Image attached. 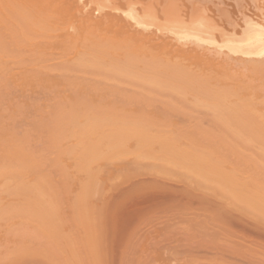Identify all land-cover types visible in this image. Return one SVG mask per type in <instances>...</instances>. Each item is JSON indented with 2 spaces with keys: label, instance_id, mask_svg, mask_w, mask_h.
Wrapping results in <instances>:
<instances>
[{
  "label": "bare ground",
  "instance_id": "obj_1",
  "mask_svg": "<svg viewBox=\"0 0 264 264\" xmlns=\"http://www.w3.org/2000/svg\"><path fill=\"white\" fill-rule=\"evenodd\" d=\"M82 1L0 0V140L3 138L0 142V220L7 222L6 226L0 221V227L4 229L5 225L7 237L18 239L17 242L13 240L17 246L15 249L11 246L13 251L9 245V252L2 249L0 262L6 259L2 264H11L14 257L15 264V260H23L28 254L29 258L33 254L34 258H42L39 255L43 253L46 264H50L48 261L54 264L57 262L54 257L60 260L63 256L68 264H79L77 257L75 262L72 261L71 251L68 260L66 251L61 257L56 248L58 245L62 251L63 246L72 244L70 237L76 236L71 232L68 237L63 232L69 239H61L58 228L64 229L69 219L64 215L62 227L63 215L59 213L64 212V208L62 211L59 206L64 198L70 199L69 205L77 199L78 206L74 201L72 204L78 215L81 212L79 217L87 214L93 208L90 203L98 202L89 199L93 197L89 193L99 188L98 174L101 181L110 172H106L110 165L101 160L111 157L105 160L111 162L113 158L117 162L121 157L127 159V164L117 162V165L113 161L114 169L120 172L126 168V173L123 174L125 170L120 172L122 177L118 173L120 180L116 174L117 182L112 181L110 187L105 182L102 194L105 199L102 201L101 198L98 203L101 207L100 202H104L105 208H101L105 211L101 214L105 213V217L98 215L101 208L97 204L98 209L95 206L94 210L98 211L97 217L104 218L103 222L109 218L107 222L112 226L120 225L117 226L119 230L115 227L112 232L117 234L119 231V236L122 233L129 241L136 240L134 247L132 243L133 252L139 250L142 256L150 248L156 247L154 250L157 251L161 237L159 229L154 227L143 233L140 228L163 220L167 224L166 232L173 230V237L177 232L178 238L174 240L180 243L185 239L187 244L184 246L176 241L175 250L167 252L168 255L167 247L164 248L162 258L165 256V262L174 255L173 259L185 264L179 255L189 249L190 257L184 256L191 260L185 261L186 264H264V0L260 3L252 0L253 4L235 0L237 6H233L232 0H219L226 6L223 10L226 16L230 17L234 7L241 13L235 20L233 12L234 20L231 21H227L230 18L221 21L217 14L216 18L215 9L204 5L203 0H105L106 3L101 0L104 4L97 8H91L89 3L88 7L85 3L88 0ZM17 90L19 94H16ZM34 92L42 93H38L37 102L46 94L42 104L29 102V96L33 97ZM2 98L10 99L8 106L3 104ZM20 101L25 108L39 109L38 115L43 114L42 109L45 111L46 121H42L45 139L41 145L50 149L45 148V155L47 151L52 152V157L56 156L54 160L50 155L51 159L45 155L44 158L43 153L40 156L43 147H39L40 150L37 147L41 141L36 148L28 143L36 133L35 128L34 133L29 129L31 122L25 128L29 131L19 129L20 134L14 130L15 121L14 126L3 124L2 119L8 117H4L7 107L11 113L24 109ZM21 114H17L19 119ZM33 115L29 114L34 121ZM8 119L11 123L12 118ZM33 147L35 153L31 152ZM242 149L246 150L247 157L241 155L244 154ZM63 154H73L71 158L75 162L68 157L70 164L65 163ZM128 155L133 156L129 161ZM187 158L194 159L198 166H194V161L189 163ZM41 159L52 160L56 165L54 172L61 176L56 182L51 175L52 163L47 167L49 163L42 162L45 171L40 167ZM62 161L74 174L71 185L70 172L62 166ZM71 162L73 167H70ZM98 165L104 166V172H99L101 167L98 169ZM74 167L82 170L81 173L86 172L87 175L82 176L87 179L80 181L81 174L76 172L77 178ZM48 169L50 181L46 175ZM209 171L219 173V185L214 174V177L211 173L204 176ZM101 173H104L102 177ZM66 174L70 175L69 180ZM28 175L31 181L26 179ZM60 178V182L65 183H59ZM74 183L78 184L75 189L80 186L79 197L76 198L75 193L71 200L63 193L62 198L60 192L68 189V194L70 186H76ZM64 184L67 185L65 189ZM3 194L7 196L4 201ZM8 196L10 200H7ZM65 203V209L74 211L72 205L67 208L68 202ZM82 203L86 205L82 206ZM75 214H72V220L74 216L78 217ZM15 219L19 221L17 226L12 225ZM193 228L199 235L191 231ZM170 233L167 235L174 241ZM152 234H159L160 237H153L159 240L151 243ZM40 237L48 242L41 241L40 246L37 244ZM93 237L92 242L96 239ZM30 239L34 240V246ZM91 241L88 246L93 248L97 239L92 245ZM78 246L82 252L84 249ZM204 246L215 251V255L197 263V252H194ZM69 247L64 248L67 251L76 249L75 253L79 251ZM95 247L91 249L94 254L90 252L91 264L94 259L98 264L100 262ZM181 249L184 251L180 252ZM130 252L132 255L131 249ZM224 254L235 257L238 262H228ZM80 259L84 261V258ZM61 262L57 263H64Z\"/></svg>",
  "mask_w": 264,
  "mask_h": 264
},
{
  "label": "rangeland",
  "instance_id": "obj_2",
  "mask_svg": "<svg viewBox=\"0 0 264 264\" xmlns=\"http://www.w3.org/2000/svg\"><path fill=\"white\" fill-rule=\"evenodd\" d=\"M84 1V0H83ZM82 1V2H83ZM89 2H87V1H85V3L86 4H90L91 5V8H97V7H100L101 5H103L104 3H106V1L104 0V3H101V0L99 1V0H88ZM93 1H94V4H92L93 3ZM96 1V2H95ZM203 1H205L204 2V5L206 4V6L207 7H210L212 10H214L216 13H214L215 14V17L217 18V16L218 17H220L221 18V21H224L226 18H230V19H227V21L228 20H230L231 21V19L232 20H236V17H238V15H240L241 13L240 12H238V11H235L236 10V7H234V9L235 10H233L231 13H230V17H229V15L228 16H226V14H224V12H223V10H224V7H226L225 5H223L222 6V4L223 3H221L220 4V1L218 0H208V2H206L207 0H203ZM210 1H211V3H210ZM215 1H216V4H215ZM222 1V0H221ZM241 1H242V3H250V4H253V1H256L255 3H260L261 2V0H239V2L241 3ZM92 2V3H91ZM219 2V3H218ZM233 2V6H237V3L235 2V0H232L231 1V3ZM237 2H238V0H237ZM238 2V3H239ZM95 3H96V5H95ZM208 3V4H207ZM218 3V4H217ZM241 3V4H242ZM87 5L88 7L90 6V5ZM99 4V5H98ZM225 4V3H224ZM216 5H217V8H216ZM219 5V6H218ZM239 5V4H238ZM228 7L230 6V5H227ZM233 6L231 7V10H232V8H233ZM219 7H220V10H219ZM91 8H89V9H91ZM214 8V9H213ZM228 8H226V10H227ZM229 9H230V7H229ZM218 10V11H217ZM233 12H234V14H235V18L233 19V16H234V14H233ZM216 14H217V16H216ZM231 15H232V17H231ZM222 16V17H221ZM240 17H241V15H240ZM226 21V20H225ZM221 24V23H220ZM246 59H247V57H245ZM41 91V90H40ZM15 93H16V91H14ZM18 92H20L19 90H17V93L16 94H19ZM21 92H23V91H21ZM42 93H46V92H43V91H41ZM41 92H34V94H31V95H34L33 97L32 96H29V102L30 101H32L31 103L33 104H42V100L44 99V98H46L47 96H46V94H45V96L43 95V96H41V99H42V97H43V99L42 100H40V102H37V101H39V98H40V95H42V93ZM30 92H28V94H29ZM38 93H40V95L38 94ZM24 95H27V93H25ZM37 96V97H36ZM39 96V97H38ZM3 98H8V97H3ZM2 98V100H4V102H3V104H6L7 105V102L9 103V101H10V99L9 100H6V99H3ZM34 98V99H33ZM36 98V99H35ZM38 98V99H37ZM19 101V100H18ZM21 102V104L23 103V101H20ZM29 102H28V104H29ZM44 102H45V100H44ZM30 103V104H31ZM46 103V102H45ZM24 104V103H23ZM23 104H22V107H24V109H19L18 110V113H17V109H16V111L14 110L12 113H11V111H8L7 109H8V107H7V109H6V107H5V109H6V112H5V118L8 116L9 117V119H8V117L6 118V119H8V121L9 120H11V118H12V122L11 123H9V122H7V120L6 119H2L3 121L2 122H4L3 124L5 125V124H7V125H12L13 124V126L15 125V122H16V125L14 126V130H15V132H17V130H18V134H20V132L21 131H23V130H26L25 128L26 127H29V126H27L28 124H30L29 122H31V124H30V127H29V129L32 131V133H34L35 132V129H36V133H34V136L33 137H31V138H29V141H30V139H31V141L30 142H28V143H30L31 145L30 146H34L35 148L38 146V144H39V142H40V146H38L37 148H38V150H40L39 149V147L41 148V147H43L42 148V150H40V156L42 155V153H43V157H44V155H45V152H44V150H45V148H47L46 147V145H45V148H44V145L42 146L41 145V143L43 144V142H42V139L44 140L45 139V135H44V133H43V129H42V125H43V122H45L46 120H45V115H44V113H45V111L43 112V109H42V113L43 114H41V113H39V115L37 114L38 113V111H40L39 109H38V111H37V109H35L34 111H36V112H34L33 111V106H30V107H27L26 106V108H25V106H23ZM19 105V104H18ZM190 105V104H189ZM192 105V104H191ZM190 105V106H191ZM202 105V104H201ZM8 106V105H7ZM31 107H32V109H31ZM192 107V106H191ZM188 108V107H187ZM202 108V107H201ZM13 109V108H12ZM27 110V111H26ZM30 110V111H29ZM31 110H32V112H31ZM21 111V112H20ZM46 111H47V109H46ZM11 113V117H10V113H9V115H6V113ZM31 112V113H30ZM4 113V112H3ZM20 113H23V114H21V117H23V118H21L20 117V119H19V116H17V114H20ZM25 114V115H24ZM29 114L31 115V114H34L33 115V117H34V119L36 120L37 118H40V120L38 119V122H37V120L34 122L33 121V119H32V116H31V118H30V116H29ZM37 115V117H36V115ZM40 114H41V117H39L40 116ZM23 115V116H22ZM29 117H28V116ZM42 115H43V117H42ZM13 116V117H12ZM15 117V118H14ZM27 117V118H26ZM36 117V118H35ZM27 119H29V121H27ZM32 119V120H31ZM4 120H6V122L4 121ZM45 120V121H44ZM15 121V122H14ZM17 121H20V122H18V124H17ZM23 121V122H22ZM26 121V122H25ZM43 121V122H42ZM40 122V124H41V126H37V124ZM42 122V123H41ZM20 123V124H19ZM0 124L2 125V123L0 122ZM24 124H26L25 126H23ZM34 124V125H33ZM40 124H38V125H40ZM16 126H17V128H16ZM21 126V127H20ZM35 126V127H34ZM2 127V126H1ZM20 127V128H19ZM23 127V128H22ZM32 127H33V129H32ZM19 129H21V131L19 132ZM29 129H27L26 131H29ZM41 129V130H40ZM38 130V131H37ZM40 133V135H39V133ZM42 133H43V135H42ZM17 134V133H16ZM17 134V135H18ZM31 134V133H30ZM35 134H36V136H35ZM37 135H39V136H37ZM7 137H8V135H7ZM6 138V137H5ZM36 138V139H35ZM5 140V139H4ZM33 140V141H32ZM2 141H3V138H2ZM2 141L0 140V142L2 143ZM36 141V142H35ZM0 143V144H1ZM25 144H27V142L25 143ZM24 144V146L27 148V149H30V147H27L26 145ZM69 144V143H68ZM129 144H131L132 145V142H130ZM28 145V144H27ZM183 145H186V144H183ZM34 147L32 148V150H31V152L33 151L34 152ZM217 148H219V147H217ZM48 150H50L49 148H47ZM131 149V148H130ZM216 149V148H215ZM220 149H221V146H220ZM2 150V149H1ZM0 150V152H2ZM222 150V149H221ZM42 151V152H41ZM46 151V150H45ZM216 151V150H215ZM244 151H246L245 149H242V152L244 153ZM35 152H36V150H35ZM34 152V153H35ZM218 152H221L220 150H218ZM250 151H248L247 150V153H249ZM38 153H39V151H38ZM47 154L45 155L46 156V158L47 157H49V155L52 157V155H53V153L51 152V153H49V151H47L46 152ZM49 153V154H48ZM216 153H217V151H216ZM246 153V152H245ZM241 154V155H244V156H246L247 157V155L246 154ZM33 155V154H32ZM54 155H55V152H54ZM63 155H65L64 156V158H66V160L63 158V161L66 163L67 162V164H68V162L69 161H71L68 157H72L71 155H73V154H70V156H68V154L66 155V154H63ZM122 154H119V156H121ZM126 155V154H125ZM124 155V158L127 156H125ZM130 155V154H129ZM128 155V161H129V157H130V159H131V156H129ZM135 155V154H134ZM176 156H179V154H175ZM185 155H187V154H185ZM184 155V156H185ZM221 155H224V154H221ZM226 155V154H225ZM233 155H235V154H233ZM238 155H240V154H238ZM237 155V156H238ZM249 155V154H248ZM35 156H37L36 154H35ZM118 156V157H119ZM188 156H189V154H188ZM226 156H230L231 157V155H226ZM51 157H49V159H51ZM235 157V156H234ZM233 157V158H234ZM249 157V156H248ZM41 158V157H40ZM45 158V157H44ZM56 158V156H53L52 157V160H54ZM111 157H107V158H103V161L101 160V163H104V164H108V165H110V167L109 168H106V172H109L108 174H111V175H108V174H106V176L105 177H103L104 179V181L103 180H101L100 181V173L98 174V176H97V180L99 181L97 184L99 185V188H100V190L101 191H99L98 189V191L97 190H95L96 188V185H95V183H94V192L96 193V196H99L100 197V199H99V197L98 198H96V196L94 195V192H92V193H89V196L90 195H93V197L91 198V197H89V199H94V200H97L98 202H94L93 200H92V202H94V205L93 204H91L90 203V205H92L93 206V208L91 209L92 211L94 210V207L96 206L95 204H97V206H98V208L100 209L102 206L105 208V206L104 205H102L104 202H100V204H101V207H100V205L98 204L99 203V201H101V198H103L102 197V194H103V192H104V189H105V187H104V184H105V182L106 183H108L109 184V187H110V185L115 181V180H117V177H118V180H120L121 178H119L120 177V172H122V171H124L125 169H120V172H119V169H118V171L116 172V170L114 169L115 168V165L117 164V162H119V164L122 162V164H127V162L125 163V160L127 161V159L125 158V160L124 159H121V157L118 159L117 157H116V159H118L117 160V162L112 158V160L114 161V162H116V164L113 162V161H106L107 159H110ZM132 158H133V156H132ZM232 158V157H231ZM48 159V158H47ZM47 159H46V162L47 163H49L48 165H47V167H49V165L51 164V166L53 165V162H52V160H51V162H50V160L49 161H47ZM72 159V158H71ZM106 159V160H105ZM188 159V158H187ZM190 159V158H189ZM188 159V160H189ZM121 160V161H120ZM123 160H124V162H123ZM188 160H187V163H188ZM63 161L61 162V164H62V166H65V170L68 172H70V175H71V177H70V185H71V183H72V180H73V178L72 177H74V174L72 173V171H71V168L68 170L67 169V166H66V164L65 163H63ZM74 160L72 159V162H73ZM99 162H100V160H98ZM131 161H135V160H131ZM191 161L193 162L194 161V159L192 160L191 159ZM190 160H189V163H192ZM42 162H43V164L45 163V164H47L46 162H45V160L43 159V161H42V159H41V164H42ZM71 162V163H72ZM75 162V161H74ZM73 162V163H74ZM107 162V163H106ZM114 163V166H112V164ZM185 162H186V159H185ZM73 163H72V166L70 165V167H73ZM96 163V162H95ZM110 163V164H109ZM193 163H196V164H194V166H198V162H193ZM43 164H42V166H43ZM69 164H70V162H69ZM92 164V163H91ZM94 165V164H93ZM100 165V164H99ZM97 166V168L99 169L100 167H101V169L99 170V172L100 171H103L102 169L104 168V166ZM118 165V164H117ZM131 165L133 166V163H131ZM40 166L41 168H44L45 169V167L43 166ZM46 166V165H45ZM54 166H56V165H53V174H51V175H53V182L55 181L56 182V179L58 180V177L60 176V174L59 173H57V172H54ZM129 166H130V163H129ZM191 166H193V165H191ZM91 167L93 168V166L91 165ZM131 167V166H130ZM200 167V166H199ZM199 167H196V169L197 168H199ZM40 168V169H41ZM95 168H96V166H95ZM94 168V169H95ZM112 168H113V170H112ZM110 169V170H109ZM47 169H45V171H46ZM74 170H75V176H76V172H78L79 174H81V176L80 177H82L81 179L79 178V180L80 181H83V180H85V179H87V177L85 178V177H83L84 175L86 176L87 174H86V172H80V171H82V170H77V168L75 169V167H74ZM111 170H112V172H111ZM43 171V173H45L44 172V170H42ZM115 173H114V172ZM213 171V170H212ZM212 171H209L208 173H206V175H204V176H210L209 174L211 173L212 175L211 176H213V174H214V172H215V170H214V172H212ZM51 172V171H50ZM104 172V171H103ZM127 172H128V169H127ZM217 172H219L218 170H217ZM48 173H49V169H48V172H46V175H47V177H48V179H49V175H48ZM118 173L120 174L119 176H118ZM125 173H126V170L123 172V174L125 175ZM56 174V175H55ZM67 174H69V173H67ZM66 174V178L68 177V180H69V176ZM103 174L104 173H101V177L103 176ZM117 174V175H116ZM208 174V175H207ZM30 175V174H29ZM29 175L28 176H26V179L27 180H30V178L31 177H29ZM78 175V174H77ZM83 175V176H82ZM117 177H116V176ZM124 175H123V177H124ZM203 175V174H202ZM56 176V177H55ZM79 176V175H78ZM214 176H216L217 177V180H218V185L221 183V181H220V183H219V179H218V177L219 178H221L220 176H219V173H217V175H216V173L214 174ZM213 176V177H214ZM27 177H29V179L27 178ZM61 177V176H60ZM77 177V176H76ZM115 177H116V179H115ZM121 177H122V175H121ZM32 178H33V175H32ZM78 178V177H77ZM109 178V179H108ZM113 178V179H112ZM112 179V180H111ZM51 180H52V178H51ZM60 180H61V178L59 179V183H61L60 182ZM67 179H66V184H67V181H68ZM75 180V179H74ZM108 180V181H107ZM31 181V180H30ZM49 181H50V179H49ZM62 181V180H61ZM78 182V183H81V182ZM113 181V182H112ZM76 182H77V179H76ZM104 182V183H103ZM112 182V183H111ZM115 182H117V181H115ZM114 182V183H115ZM58 183V182H57ZM63 183H65V181H63L61 184H63ZM101 183H103V187H102V189H101ZM54 183H52V185H53ZM66 184H64V185H66ZM75 185H76V183H74ZM74 184H72V185H74ZM64 185H62V187L64 186ZM97 185V186H98ZM113 185V184H112ZM204 185V184H203ZM215 185V184H214ZM214 185L212 186V185H209V186H211V187H214ZM56 186V185H55ZM57 186H58V184H57ZM57 186H56V188H57ZM61 186V185H60ZM69 186V185H68ZM78 186V184L73 188L72 186H70V188H72L71 190H70V188H69V192H68V194H67V191H68V189H65V187L67 188V185L66 186H64V189H65V191L63 192L62 191V193L60 192V194H61V197L62 198H64V197H67V199L68 198H71V200H72V198H73V195L75 194L76 195V198L77 197H79V195H80V193H81V189L79 190V191H77L79 188H80V186H79V188H77V189H75L76 187ZM204 186H207V185H204ZM217 186V185H216ZM221 186V185H220ZM53 187V186H52ZM106 187H107V185H106ZM218 187V186H217ZM215 189H216V187H214ZM220 187H218V189H219ZM60 189V188H59ZM63 189V188H62ZM93 189V188H92ZM213 189V188H212ZM221 189V188H220ZM219 189V190H220ZM54 190H55V188H54ZM218 190V193H221L220 191ZM216 191V190H215ZM63 193H64V197H63ZM65 193H66V195L67 196H65ZM78 193H79V195H78ZM57 194V193H56ZM60 194H59V196H60ZM5 194H3L2 196H3V201H4V198L5 197H7L6 195L4 196ZM2 196H1V198H2ZM70 196H72V197H70ZM220 196V195H219ZM56 197H57V195H56ZM221 197V196H220ZM58 199V198H57ZM104 199L105 198H103L102 199V201H104ZM7 200H10L9 199V196H8V198H7ZM7 200H5V201H7ZM12 200V199H11ZM63 200H64V202H68V206H67V208H69L71 205V207H73L74 208V211H72L73 209L71 208V211L69 212V209L67 210V209H65V205H67V203H65L64 204V202H63ZM66 200V198H64V199H62V204H64L63 206H62V204H60L61 206H59L60 208H62V211H63V208H64V212H61V213H59V215H63V220H64V215H66V219L68 218L69 220H66V222H67V224L65 223V220H64V222L60 219V221L61 222H63L62 224H61V226L62 227H64V223H65V227H67V229L64 227V229L62 228H58V230H59V235L61 234V239H63L64 241H65V239L68 241V239H67V235H68V237H70L69 236V234L71 233V232H73V233H75V235L76 236H73V238H72V236L70 237V240H72L73 239V242H72V244H71V242H70V244L71 245H68L67 244V246L65 245V246H63V249H62V251L61 250H59V246L58 245H56V248L58 247V253L60 254V256L62 255L63 256V254H64V252H65V255L67 254L68 255V260H70L69 259V254L71 255V252H72V256L73 257H71V259H72V261H74L75 262V259L74 258H76V260L77 261H81V257H82V259L84 258V261L82 262L81 261V263H80V261H79V264H83V263H85V264H91V257H92V254H90V252H93V254H94V251H91V249L92 250H94V247H95V250L97 251H95L96 252V254H97V258H99L100 259V262H99V264H124V263H126V264H129L130 263V261H131V263L132 264H134V263H136V264H153V263H155L156 262V264H182V263H180L181 261H177V260H175V259H173L174 258V255H172V257L170 258V261H168V257L166 258L167 260H166V262H165V256H164V258H162L163 257V255H162V250H164L165 251V249H166V247H167V249H166V253L168 252V253H170L169 251L170 250H173V248H174V250H175V247L173 246L174 245V243H176V241H178V240H174V239H176V238H178V233L177 232H175L176 234H175V237H173L172 235H173V230L171 231V233H170V231H168V233H170L171 234V236H172V238L171 239H173L174 241H171L170 239H169V235H167L168 233L166 232V230H167V227H166V222L164 223L163 222V220H162V223H159V222H156V221H154V222H152L151 224H146V225H144V226H141L142 228H140L142 231H140V232H143V233H145L146 231H152V229L155 227V229L158 231V229H159V232H160V236L162 237V236H164L163 238H164V240L160 237V236H158L157 234V236L158 237H160V240H159V238L158 239H155V240H159V247H157V251H155L154 249H156V247L155 248H153V250L150 248L149 250H148V253L147 254H144V252H143V254H144V256H143V254H142V256L139 254V250H138V253L137 252H133V247L135 246L134 245V242H135V244H136V240H132V239H130V241L128 240V238L127 237H125V236H122L123 234L122 233H120V236H119V229L117 228V226L119 227L120 225H117V224H115V225H113L112 226V224H111V222H107L108 220H109V218H107V216H106V218H107V221H102V220H104V218L102 219V218H100L101 216H102V214L104 215V216H102V217H105V213H102L101 214V212L102 211H105V209L104 210H102L103 208H101V210H100V213H98V215L100 216H98L97 217V212L98 211H96L98 208H97V206L95 207V209L96 210H94L93 212L91 211H88L89 212V214H88V212H87V214H86V209L87 208H84L83 210H85L84 212V215H82V217L83 216H85V217H83V218H85V219H83L81 216L79 217V215H81L80 213V211H79V215H78V211H77V209L73 206V204H74V202H75V204H76V207L78 206V204H77V202H76V200L74 201V200H72L71 201V204L69 205V202H70V199H69V201H65ZM86 200L88 201V198H86ZM61 201V200H60ZM74 201V202H73ZM72 202H73V204H72ZM86 201H84V203H85ZM7 203V202H6ZM9 203V202H8ZM59 203L60 202H58V205H59ZM79 203H81V202H79ZM84 203H82V206H85L86 204H84ZM89 205V206H90ZM79 206H80V204H79ZM82 206H80L81 207V209H82ZM92 206H90V207H92ZM58 206H57V208H58V210L60 209ZM89 207V208H90ZM76 209V210H75ZM78 210H79V208H78ZM72 212V214L74 215L75 214V212H76V214L75 215H77L78 217H76V216H74L73 217V220L75 219V218H77V220H76V223H75V220H74V222H73V220H72V214L70 215V213ZM95 212V213H94ZM90 215V216H89ZM88 216V217H87ZM79 218V219H78ZM80 218H81V220H80ZM106 218H105V220H106ZM1 221V225H3V223L5 224L6 223V226H7V222L6 221H4V220H0ZM68 221H69V223H68ZM81 221H83V222H81ZM160 221V220H159ZM177 221V220H176ZM17 222H19L18 221V219H17V221H16V219H15V221L12 223V225H15V226H17L18 224H17ZM91 222H92V224H91ZM108 223V224H107ZM83 226H82V225ZM111 225V226H110ZM6 226L4 225L3 227H4V229H6ZM60 226V225H59ZM111 227V228H110ZM112 227H113V229H112ZM115 227L118 229H116L118 232H117V234H115L116 233V231L115 232H112V230H115ZM158 229H157V228ZM3 228H1L0 227V252H2V249L3 250H5V248H6V251L5 252H7L8 251V245H9V247H13V249H15V247H17V246H15L14 244H16L15 242H17V240L18 239H13V240H15V242L8 236L7 237V234H5L4 232H5V230H4ZM2 230V231H1ZM65 230V231H64ZM68 230V231H67ZM71 230V231H70ZM196 228H193L191 231L194 233L195 232V235H197L198 233L196 232ZM60 231H62V233H60ZM108 231H110L111 233H109ZM2 232V233H1ZM67 233V235H65L66 236V238H65V236H64V233ZM140 232H139V235H140ZM166 232V233H165ZM4 233V234H3ZM69 233V234H68ZM92 233L94 234V237H93V235H92ZM142 233V234H143ZM193 233L191 234V235H193ZM4 235V237H3V235ZM63 234V235H62ZM155 234H152L151 236H152V238L153 237H155V238H157V236H156ZM165 235H167L168 236V238H167V236H165ZM180 236H181V233L179 234ZM199 235V234H198ZM64 236V237H63ZM7 237V239L9 240V242L7 243L6 241H7V239H6V241H5V238ZM74 237H77L76 238V243H75V240H74ZM84 237V238H83ZM92 237H93V239L96 237V239H97V243H94L95 241H96V239H94L93 240V242L91 241L92 240ZM13 238V237H12ZM26 238V237H25ZM23 239V245H24V243L26 242L25 240L27 239V241H28V237L26 238V239ZM89 239V241H91V245H92V247L93 248H91V247H89L88 245H90L89 243V241H88V239ZM132 238V237H131ZM135 238V237H134ZM151 238V243H152V241L153 242H156L155 240H154V238L152 239ZM43 239V240H42ZM60 239V240H61ZM78 239V240H77ZM137 239V238H136ZM168 239V240H167ZM252 239V238H251ZM47 239H45V238H41L40 237V240H38V242H37V244L40 242L41 243V241L43 242H48V241H46ZM162 240V241H161ZM254 240V239H253ZM66 241V242H67ZM77 241H79L80 243L78 244V242ZM87 241H88V243H87ZM132 241V242H131ZM12 242H14V243H12ZM30 242H32L33 243V246H34V240L32 241V239H30ZM125 242V243H124ZM20 243V242H19ZM18 243V244H19ZM40 243H39V245H40ZM61 243H62V241H61ZM132 243H133V247H132ZM162 243V244H161ZM178 244H181V245H184V244H186V241H185V239L183 240L182 239V241L180 240V243H179V241L177 242ZM176 243V244H177ZM263 243H264V241H263ZM4 244H5V246H4ZM6 244H7V247H6ZM65 244V243H64ZM76 244H77V246H76ZM3 245V246H2ZM14 245V246H13ZM26 245H27V243H26ZM25 245V246H26ZM30 245V244H29ZM32 245V244H31ZM75 245V246H74ZM78 245H80V247L81 248H83L84 250H82V252H81V250L79 249V246ZM127 245V246H126ZM180 245V246H181ZM28 246V245H27ZM32 246V247H33ZM41 246V245H40ZM44 246V245H43ZM42 246V247H43ZM45 246H46V243H45ZM62 245H60V247H61ZM71 247L72 246V248H78L79 249V251L77 250V253H75L76 252V249L75 250H73V249H68V251H67V249L66 248H68V247ZM130 246V247H129ZM161 246H163V248L161 247ZM173 246V247H172ZM185 246V245H184ZM186 246H187V244H186ZM2 247V248H1ZM12 247H11V250L13 251V249H12ZM31 246H30V248H32ZM37 246L35 245V248H36ZM64 247H66V248H64ZM69 247V248H70ZM168 247L169 248H171V249H169L168 250ZM177 247H179V245H177ZM206 246H204L202 249H199L198 251H195L194 253H196L197 252V255L196 256H198V258H197V260H196V262L197 263H201V262H203L204 261V259L205 260H207V257H210V255H212L213 256V254L215 253V251L214 252H212L213 250L211 249L210 250V248H209V250H208V248H205ZM41 248V247H40ZM56 248H54V250L56 249ZM86 248V249H85ZM129 248V249H128ZM138 248V247H137ZM137 248H135V250H137ZM160 248V249H159ZM162 248V249H161ZM165 248V249H164ZM187 248V247H186ZM186 248H183L184 250L186 249ZM37 249V248H36ZM39 249V248H38ZM89 249H90V251H89ZM128 249V250H127ZM130 249H131V251H132V255H131V252H130ZM183 249H181V251L180 252H183L184 250ZM65 250V251H64ZM159 250V251H158ZM161 250V251H160ZM177 250V249H176ZM187 250V249H186ZM69 251H71L70 253H69ZM74 251V252H73ZM188 252H183L182 253V255H179V257L181 256V258L183 259V263H185L186 264V262L185 261H188V260H191L190 258H188V260H187V256L188 257H190L189 255H188V253L189 252H191L189 249L187 250ZM9 252V251H8ZM78 252H79V254H80V258H79V254H78ZM153 252V253H152ZM154 252H155V255H154ZM158 254H157V253ZM4 253V252H3ZM61 253H63V254H61ZM73 253H75V254H77L76 256H75V254L73 255ZM82 253V254H81ZM135 253V254H134ZM141 253V252H140ZM146 253V252H145ZM168 253H167V255H168ZM171 253H172V251H171ZM222 253V252H221ZM28 254V253H27ZM55 254V253H54ZM56 254H57V252H56ZM90 254V255H89ZM95 254V255H96ZM129 254L131 255V256H129ZM133 254L135 255V257L133 256ZM137 254L138 255H140L141 257H139V259L141 258V260L139 261V259H138V261L136 260V261H134V259L136 258H138L137 257ZM152 254H153V256H152ZM161 254V255H160ZM184 254H185V256H184ZM190 254V253H189ZM2 255V254H1ZM24 255H26V254H24ZM39 255V254H38ZM37 255V256H38ZM146 255V256H145ZM166 255V254H165ZM169 255H171V254H169ZM215 255V254H214ZM13 256H14V254H13ZM28 256H30V254H28ZM28 256H26V258H24L23 260H25V262L22 260V259H20L19 260V258H18V260H19V264L21 263V261H22V263L21 264H26V262H27V264H44V262H45V264H46V259L43 261V257H44V255H43V253H42V255H39V256H42V258L40 257V258H34V254H33V257L31 256L30 258L28 257ZM61 256V257H62ZM211 256V257H212ZM229 256V257H228ZM9 257L11 258V256L9 255ZM20 257V256H19ZM46 257H48V255L46 256ZM45 257V258H46ZM57 257V256H56ZM67 257V256H66ZM94 257V256H93ZM127 257H128V259H127ZM145 257V258H144ZM153 257L155 258V260L153 259ZM176 258L178 257V255L177 256H175ZM184 257L186 258V259H184ZM224 257L225 258H228V262H232L231 260H236V259H234L235 257H230V255H227L226 256V254H224ZM23 258V257H22ZM60 258V257H59ZM180 258V259H181ZM238 258V257H237ZM27 259H28V261H27ZM51 259V258H50ZM54 259H56L55 261H57V262H60V260H62V262H64L63 264H68L67 263V261H66V259H65V257L63 256V258H61L60 260L58 259V258H55L54 257ZM132 259V260H131ZM158 259V260H157ZM199 259V260H198ZM240 259V258H239ZM2 260H6V259H1V264L2 263H4V261L2 262ZM13 260H14V257H13ZM12 260V263L11 264H14V261ZM17 260V261H18ZM30 260V261H29ZM48 260V259H47ZM59 260V261H58ZM92 260H93V258H92ZM124 260H126V262L124 261ZM148 260V261H147ZM149 260H151V261H149ZM173 260V261H172ZM176 262H175V261ZM178 260H179V258H178ZM17 261L15 260V264H17ZM66 261V262H65ZM94 263H92V264H98V261H97V259L95 260L94 259ZM134 261V262H133ZM160 261V262H159ZM168 261V262H167ZM171 261L173 262V263H171ZM240 262H242L241 261V259L239 260ZM30 262V263H29ZM50 264H51V262L50 261H48ZM57 262H54V264H60V263H57ZM61 262V263H62ZM69 262H71V261H69ZM97 262V263H96ZM142 262V263H141ZM144 262V263H143ZM148 262H150V263H148ZM153 262V263H152ZM191 262V261H190ZM195 262V261H194ZM235 262H238V261H235ZM72 264H73V262H71ZM75 263H77L78 264V262H75ZM74 263V264H75ZM6 264V263H5ZM187 264H189V263H187ZM194 264V263H193ZM196 264V263H195Z\"/></svg>",
  "mask_w": 264,
  "mask_h": 264
}]
</instances>
